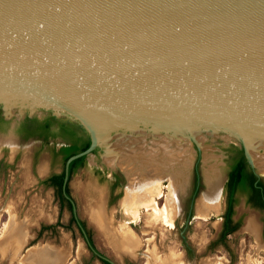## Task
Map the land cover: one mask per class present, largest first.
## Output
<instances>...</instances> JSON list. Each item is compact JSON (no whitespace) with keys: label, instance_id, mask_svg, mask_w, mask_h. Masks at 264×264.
Wrapping results in <instances>:
<instances>
[{"label":"water","instance_id":"water-1","mask_svg":"<svg viewBox=\"0 0 264 264\" xmlns=\"http://www.w3.org/2000/svg\"><path fill=\"white\" fill-rule=\"evenodd\" d=\"M0 117L4 145L9 134L28 139L14 129L22 119L29 128L85 131L89 143L63 161L61 193L91 252L117 264L78 220L65 191L70 160L105 163L123 146L160 141L183 147L180 203L193 152L203 165L199 172L195 158L192 187L200 175L206 187L207 147L242 152L261 177L252 153L264 154V0H0ZM216 169L220 191L227 172Z\"/></svg>","mask_w":264,"mask_h":264},{"label":"rangeland","instance_id":"rangeland-1","mask_svg":"<svg viewBox=\"0 0 264 264\" xmlns=\"http://www.w3.org/2000/svg\"><path fill=\"white\" fill-rule=\"evenodd\" d=\"M5 123L0 128L1 133L8 131V123ZM31 141L32 138H28L20 143L9 141L10 145L0 144V233L5 224H8V233H5V240L2 245L0 244V250L3 249L0 253V264H18L21 262V256H25L22 264H28L30 257L38 259L34 264L38 262L41 264L54 262L103 264L99 258L91 254L81 232L71 220L66 201H62L60 205L56 191L38 180V175H45L48 172L45 163L47 155L50 156L51 153L49 150L40 151L32 166L29 160ZM162 144L166 143L161 142L157 147ZM138 148L141 150L143 147L136 149ZM145 148L150 152L158 151L156 147ZM132 149L131 154H134V147ZM166 149L171 151L170 147ZM182 149L183 147L176 152L180 155ZM204 151L205 179L206 171L211 165L219 168L223 175L226 174L229 149L211 146L204 148ZM14 154L16 157L13 160ZM131 154L124 155L123 164L127 163V166L134 169L135 177L132 174V178L137 182L141 177V171L135 165V156ZM170 154L174 155L173 152ZM257 155L260 156V161H264V155ZM189 156V182L184 191L185 194L182 193L184 195L181 196L180 210L171 224L169 210L166 211L163 220L156 219L155 215L154 217L149 215L153 211H157L155 214H160L167 209L171 182L168 176L165 175L162 180L160 179L161 187L155 197V203L148 208H139V216L132 219L123 210L129 178L125 180L122 173L110 166V162L103 163L98 159L84 157L82 165L73 170L68 179V190L75 201L77 216L83 220L93 245L117 264H153L154 254L164 257L171 252L176 253L177 257H173L175 260H180L178 264H264V231L261 232L258 225L259 215L256 211L245 207L242 200L235 203L233 214L234 218L241 216L240 225L225 235L224 239L217 237L220 214L223 209L225 180L218 195V212L200 215L197 212L198 200L206 191V189L203 190L204 185L200 175L201 181L194 193L190 208L192 216L186 221L194 176L192 165L197 158L195 152ZM201 159L202 157L199 156L196 161L199 172L201 164L203 165ZM53 163L49 170L58 171L62 168L61 154L55 155ZM123 164L117 162L115 165L117 168H122ZM43 165L45 170L40 171ZM96 170L104 172V175L99 178ZM111 170L120 173V185L116 187V193L109 187L110 178L107 176ZM258 172L264 179V170H258ZM98 205L103 209V216L109 224L106 226L107 229L101 225L99 218L95 215ZM7 209L10 212L7 213ZM250 220H255L256 229L253 232L248 226ZM123 221L131 227L135 234L134 240H138V245L134 249L121 248L112 237L126 228ZM41 224L51 226L41 228L40 233L36 234ZM26 245L28 246L25 249ZM29 247L31 249L27 251Z\"/></svg>","mask_w":264,"mask_h":264},{"label":"bare ground","instance_id":"bare-ground-1","mask_svg":"<svg viewBox=\"0 0 264 264\" xmlns=\"http://www.w3.org/2000/svg\"><path fill=\"white\" fill-rule=\"evenodd\" d=\"M2 139L8 144H9V141H12V142L15 141V139L10 134L6 135ZM161 142H165V141H160L156 146H134V151H135L134 154H131L133 150L132 149L133 146L132 147L123 146L122 148L117 150L118 152L120 151L118 156H120L121 158L118 157L116 159L114 154H111L110 156L106 158V160H108L107 162H112L115 164L117 162L123 164V161H125L124 155L129 154V153L135 156L136 158L135 165L141 171V177L140 179L137 180V182L134 180V178H132L134 169H132L131 166L130 167L127 166V163L122 165L123 167H127L128 168L127 170L129 172V183L127 186L125 198L123 200V210L132 219H135L137 216H139L138 215L139 208H148L149 206H152L155 203V197L157 196L160 190V187H161L160 179L162 180V178L165 177V175L168 176L171 182L169 186L167 209H164L163 211H161L162 213L159 212L160 214H155L157 211L155 212L152 210L153 213H149V215H152V217H154L155 215L156 219L163 220L165 218L166 211L169 210L171 212V219H170V224H171L173 221V218L178 213L181 207L179 192L180 191L182 192L185 187L186 161L183 160L184 159L183 157H181L180 163L177 164L176 161L178 157H176L177 155L175 154L176 150L175 152L174 150L169 151L168 149H166L167 148L166 144H162L161 146L157 147ZM137 147H143V148L141 150L138 148L139 149L138 150L136 149ZM145 147H156L158 148V151L156 150L154 152L153 151L150 152ZM170 152H173L174 155L173 156L172 154L169 155ZM153 153H156V154L153 155ZM176 153L178 154V152ZM257 154L258 153H252L254 161L256 162V164L259 166L261 170H264V161H260L261 160L260 156H258ZM259 155H264V154H259ZM183 166H184V171H183ZM43 170H45L44 167H41L40 171H43ZM204 172H205V169H204ZM220 179L221 178L218 173V170L214 168V165L209 166V168L206 171V179H205L206 187L204 188V191L205 189L206 191L203 193L201 198L198 200V206H199L198 211H197L198 214L205 215L206 212L210 209H213L214 211H218L219 209L218 195H219ZM95 211H96L95 215L99 218L98 220H100L101 225L107 229L106 226L109 224L106 223L105 221V217L103 216L104 214L102 213L103 209L101 208V206L98 205ZM8 212L10 211L7 209V213ZM123 224H125L126 228L124 227L125 229H122L121 231H119L115 236L112 235V237L115 241L119 243V246L121 248H125V249L133 248L134 249L138 245V240L136 239L134 240L135 234L133 233L131 227L127 224V222L123 221ZM248 226L251 227L250 229L253 232L256 229L255 220H250L248 223ZM4 229H6V232H4ZM4 229H2L3 231L2 233H0V244L1 245L3 241L5 240L6 234L8 233V224H5ZM1 234L3 235L1 236ZM30 249L31 248L29 247L27 251H29ZM2 252H3V249L0 250V253ZM173 256L174 257L176 256L175 252H171L164 257H161L158 254H154L153 264H178L180 260L179 259L175 260ZM24 259H25V256H21V262H20L21 264L23 263ZM28 259H29L28 264H34L35 262L38 261L37 258L31 259L30 257ZM20 263L18 262V264ZM37 264H41V263L38 262ZM47 264H50V263H47ZM51 264H59V263L54 262Z\"/></svg>","mask_w":264,"mask_h":264},{"label":"flooded vegetation","instance_id":"flooded-vegetation-1","mask_svg":"<svg viewBox=\"0 0 264 264\" xmlns=\"http://www.w3.org/2000/svg\"><path fill=\"white\" fill-rule=\"evenodd\" d=\"M17 124H16V126H17ZM16 126H15L14 129H15V132L19 136L20 139L32 138V141H31V144H32L31 145V148L32 149H31V152H30L31 154H30V157H29V160H30V163L32 164V166L34 165L36 159L38 158V154H39L40 151H43V150L44 151H48L49 150V152L51 153L50 156L46 154L47 155V159H46L45 165H46V170L48 169V172L45 175H43L42 177H39L38 176V180L40 181V183H42V184H44L46 186H50L52 189H54L56 191L57 188L54 185H52L50 183L42 182L41 180L44 179V178H46V177H49L52 173L59 172L62 169L61 168L58 171H56L54 169L49 170V168H51V166L54 164L53 163V158L55 157V155L61 154L60 151H59V147L64 143V139L61 138L58 135L57 136L42 137L40 135H35L34 134V135H29V136L23 137L16 130ZM15 157H16V154H14L12 156V159L14 160ZM61 157H62V154H61ZM7 161L9 162L11 160H7ZM96 171L98 172V170H96ZM227 172H228V168H227ZM71 173H70V175H71ZM119 174H120L119 172H117L115 170H111L109 176H107V177L110 178L109 187H110V189L111 188L114 189V193H116L115 192L116 191L115 190L116 187L118 188L119 185H120ZM70 175L68 174V179H69ZM97 175H98L99 178H101L104 175V172L99 171L97 173ZM195 179H196V176L194 175L193 181H195ZM226 180H227V177L225 179V183H226ZM225 183H224V190H223V194H224L223 209H222L221 214H220V219L221 220H220V226H219V229H218V232H217L218 233V236L217 237L218 238L221 237V234H222L223 229L230 228L231 226H233L234 224H236V227H234L231 231H228L225 234V235H227V234L231 233L232 231H234L240 225L241 220H242L241 219V216L239 215V216H237L235 218L233 217V214H234V205H235V203H237L240 200H242V204L245 207H247V208H249V209L254 210V211L257 212V214L259 215V217H257L258 225H259L260 231L263 232L264 231V179L262 177H256L255 176L254 179L252 180L253 187H249V186L240 187L238 185L234 187V189L232 191V197H233V199H232V202L230 204L231 212L229 214V217H228L229 220L227 222H225V213H226V210H227L226 209L227 208V203H226V200H227V188H226ZM66 185L68 187V180H67ZM60 190H61V184H60ZM196 190H197V188H196ZM196 190H194L193 187H192V190L191 191L194 194L196 192ZM67 193L70 195L69 190H68ZM68 209H69V207H68ZM69 211H70V218L72 217L71 220L74 221L75 225L77 226V228L81 232L79 226L77 225V223L75 221V218L72 215L71 208L69 209ZM78 220H79L81 226L83 227V230H84L87 238L89 239L90 243L93 245V243L91 241V238H90V235H89V232H88V230H87V228H86L83 220L80 217H78ZM41 226H42V224L39 226L36 234H39L40 233V227ZM81 234H82V232H81ZM82 237L84 239L83 234H82ZM224 237L222 239H224ZM90 252H91V250H90ZM91 254H93V253L91 252Z\"/></svg>","mask_w":264,"mask_h":264},{"label":"trees","instance_id":"trees-1","mask_svg":"<svg viewBox=\"0 0 264 264\" xmlns=\"http://www.w3.org/2000/svg\"><path fill=\"white\" fill-rule=\"evenodd\" d=\"M6 121L0 117V128L3 127L4 123ZM16 130L23 136H29V135H40L42 137L47 136H60L64 139V143L59 147V151L62 154V161L71 153L76 152L78 150L83 149L88 143L89 138L85 131L80 128L78 133L76 134L74 130L71 129H65V128H59V127H45V128H29L24 119L20 120L16 126ZM84 160V156L80 155L72 160H70L68 164V174L75 170L78 166L82 165ZM228 160V172H227V180H226V188H227V210L225 213V222H227L229 219V214L231 212L230 204L232 202V191L235 186H249L253 187L252 180L254 179V174L248 167V164L243 156V153L240 151H234L230 150L228 152L227 156ZM62 180V169L59 172L52 173L49 177H46L42 179V182L50 183L54 185L57 190L56 194L59 198V202L61 205L62 201H66L69 209L70 204L66 200V198L63 196L60 190V184ZM65 190L68 192L67 185L65 186ZM196 190V188H194ZM72 219V217H71ZM51 226L50 224H44L40 227H48ZM234 227H236V224L231 226L230 228L223 229L221 237L219 239H222L225 234L228 231H231ZM103 264H110L107 261L101 260Z\"/></svg>","mask_w":264,"mask_h":264},{"label":"crops","instance_id":"crops-1","mask_svg":"<svg viewBox=\"0 0 264 264\" xmlns=\"http://www.w3.org/2000/svg\"><path fill=\"white\" fill-rule=\"evenodd\" d=\"M41 167H45L44 165L43 166H41ZM45 169V168H44Z\"/></svg>","mask_w":264,"mask_h":264}]
</instances>
